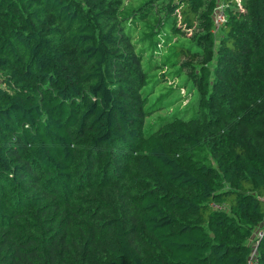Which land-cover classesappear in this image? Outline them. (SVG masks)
Listing matches in <instances>:
<instances>
[{
  "label": "trees",
  "instance_id": "obj_1",
  "mask_svg": "<svg viewBox=\"0 0 264 264\" xmlns=\"http://www.w3.org/2000/svg\"><path fill=\"white\" fill-rule=\"evenodd\" d=\"M263 219L264 0H0V264H248Z\"/></svg>",
  "mask_w": 264,
  "mask_h": 264
},
{
  "label": "built area",
  "instance_id": "obj_2",
  "mask_svg": "<svg viewBox=\"0 0 264 264\" xmlns=\"http://www.w3.org/2000/svg\"><path fill=\"white\" fill-rule=\"evenodd\" d=\"M239 4H240V0H238ZM215 14H214V20H215V24L218 27L221 23H223L225 21V12L223 10V8L221 6H217V8L214 10ZM264 222V220L262 221V223ZM261 223V224H262ZM261 224L259 225V227L257 228L258 231H255L254 236L252 238V245H253V250H252V256L249 259V263L248 264H253V258L256 255L257 252V246H258V240L260 237L264 236V225L261 226ZM263 227V228H262ZM256 229V230H257Z\"/></svg>",
  "mask_w": 264,
  "mask_h": 264
},
{
  "label": "rangeland",
  "instance_id": "obj_3",
  "mask_svg": "<svg viewBox=\"0 0 264 264\" xmlns=\"http://www.w3.org/2000/svg\"><path fill=\"white\" fill-rule=\"evenodd\" d=\"M186 60H188V59H184L183 61H186ZM186 69L188 70V71H190L191 69H192V67L191 66H186ZM189 92V91H188ZM188 92H187V88H185V89H182L181 90V95H186V96H184V102H187L189 99H190V94H188ZM182 105V103L179 101V102H177V104H176V106H181ZM165 113H168V111L165 109V110H163V111H160V112H158V113H155L151 118H154V117H156V116H158V115H161V114H165ZM148 126H149V124L148 125H146V129L148 128ZM262 225H264V222L261 224V226ZM258 227H259V225H258ZM257 227V228H258ZM264 227V226H263ZM262 227V228H263ZM255 231H258V229L257 230H255Z\"/></svg>",
  "mask_w": 264,
  "mask_h": 264
},
{
  "label": "clouds",
  "instance_id": "obj_4",
  "mask_svg": "<svg viewBox=\"0 0 264 264\" xmlns=\"http://www.w3.org/2000/svg\"><path fill=\"white\" fill-rule=\"evenodd\" d=\"M264 220V219H263ZM262 223V222H261Z\"/></svg>",
  "mask_w": 264,
  "mask_h": 264
}]
</instances>
